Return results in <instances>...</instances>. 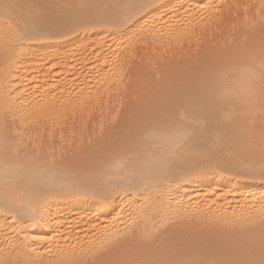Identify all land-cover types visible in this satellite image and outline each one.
<instances>
[{
	"label": "bare ground",
	"instance_id": "obj_1",
	"mask_svg": "<svg viewBox=\"0 0 264 264\" xmlns=\"http://www.w3.org/2000/svg\"><path fill=\"white\" fill-rule=\"evenodd\" d=\"M262 64L264 0H0V264H259Z\"/></svg>",
	"mask_w": 264,
	"mask_h": 264
},
{
	"label": "snow or ice",
	"instance_id": "obj_2",
	"mask_svg": "<svg viewBox=\"0 0 264 264\" xmlns=\"http://www.w3.org/2000/svg\"><path fill=\"white\" fill-rule=\"evenodd\" d=\"M7 7V6H6ZM261 76L262 78H264V64H262L261 66ZM114 242H108L106 245H102L101 246V252L99 254H102L104 248L106 247H111L113 245ZM247 264H256V262L254 261H250V262H247ZM259 264H264V258H262L260 261H259Z\"/></svg>",
	"mask_w": 264,
	"mask_h": 264
},
{
	"label": "rangeland",
	"instance_id": "obj_3",
	"mask_svg": "<svg viewBox=\"0 0 264 264\" xmlns=\"http://www.w3.org/2000/svg\"><path fill=\"white\" fill-rule=\"evenodd\" d=\"M229 22H230L229 19H227V20H225V21L223 20L222 23H221V26H223V25L226 24V25H225V27H226V26L229 24ZM143 63H144L143 61H139V60H138L137 63H135V65H134V69L138 68L139 66H140V67L143 66Z\"/></svg>",
	"mask_w": 264,
	"mask_h": 264
}]
</instances>
